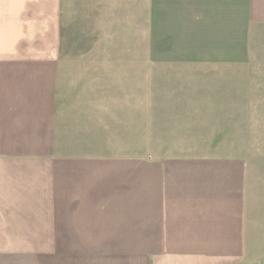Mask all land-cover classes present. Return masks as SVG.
Listing matches in <instances>:
<instances>
[{"label": "crops", "instance_id": "crops-1", "mask_svg": "<svg viewBox=\"0 0 264 264\" xmlns=\"http://www.w3.org/2000/svg\"><path fill=\"white\" fill-rule=\"evenodd\" d=\"M158 1L195 12L189 29L212 20V40L223 32L227 50L264 34V0ZM74 3L101 12L107 0H0V264H264V204L252 248L245 159L136 155L133 112L110 143L117 153L105 149L109 92L121 91L128 110L134 100L117 84L125 77L131 88L139 61L61 57L63 16ZM257 54L163 60L157 77L174 90L208 75L264 84ZM144 63L151 82L156 61ZM167 139L160 147L172 145Z\"/></svg>", "mask_w": 264, "mask_h": 264}, {"label": "rangeland", "instance_id": "rangeland-1", "mask_svg": "<svg viewBox=\"0 0 264 264\" xmlns=\"http://www.w3.org/2000/svg\"><path fill=\"white\" fill-rule=\"evenodd\" d=\"M112 1L107 0L106 10L101 6V12L97 4H89L87 13L80 9V3L69 4L70 8L79 11L71 10L63 16L61 41V57L64 58L139 61V73L131 88L125 77L117 84L118 89L134 100L132 105L127 106L128 110L127 104L119 96L121 91L109 92L113 97L116 93V97L110 99L108 106H114V110L119 111L124 120L122 124H117L114 111L109 112L107 108L108 147L105 149L108 152L118 150L110 143H113L115 135H120L121 127L129 128L132 117L128 113L133 112L135 116L132 122L135 118L138 120V126H133V130L136 127L138 130V144L133 147L136 155H227L245 159L248 163L247 205L255 223L251 228L250 243L252 248L257 247L259 208L264 204V84L254 83L242 73H239L234 83H228L224 78V81L217 82L208 75V79H201L204 82L184 85L182 82L180 88L174 90L175 84H167L165 80L162 83V77L157 75L163 70V60L242 59L248 57V53L250 57L252 54L257 56L258 51L264 58V34L256 36L250 48L247 43V48L239 44L227 50L223 32L214 35V39L219 38V43L217 39V44L212 40V20L208 22L201 19L196 28L186 27L194 24L191 17L195 12L184 14L178 2L118 0L112 4ZM245 51L248 52L245 54ZM151 59L156 61V78L150 82L145 75L144 61ZM109 69L113 70V67ZM148 84L152 86L149 92ZM148 108L151 111L149 114ZM165 139L172 145L160 147ZM62 149H65V153L79 152L74 147Z\"/></svg>", "mask_w": 264, "mask_h": 264}]
</instances>
